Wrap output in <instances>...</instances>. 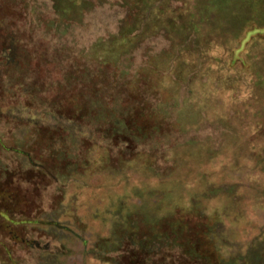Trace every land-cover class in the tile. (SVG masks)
<instances>
[{"label": "rangeland", "instance_id": "374dc122", "mask_svg": "<svg viewBox=\"0 0 264 264\" xmlns=\"http://www.w3.org/2000/svg\"><path fill=\"white\" fill-rule=\"evenodd\" d=\"M0 264H264V0H0Z\"/></svg>", "mask_w": 264, "mask_h": 264}]
</instances>
